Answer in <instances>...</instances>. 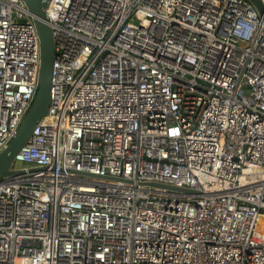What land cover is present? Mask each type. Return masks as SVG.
Here are the masks:
<instances>
[{"label": "built area", "instance_id": "obj_1", "mask_svg": "<svg viewBox=\"0 0 264 264\" xmlns=\"http://www.w3.org/2000/svg\"><path fill=\"white\" fill-rule=\"evenodd\" d=\"M34 19L0 0V155L39 89ZM44 22L51 104L0 177V264H264V14L50 0Z\"/></svg>", "mask_w": 264, "mask_h": 264}, {"label": "water", "instance_id": "obj_2", "mask_svg": "<svg viewBox=\"0 0 264 264\" xmlns=\"http://www.w3.org/2000/svg\"><path fill=\"white\" fill-rule=\"evenodd\" d=\"M249 1L257 7L261 15L264 14L261 0ZM23 2L28 11L35 17L34 22L41 42L39 89L33 105L24 118L17 135L0 155V177H7L17 173L11 170L15 157L28 143L41 119L48 115L51 104V80L55 58V41L51 28L44 22L46 19V9L50 0H23ZM175 190L191 193L186 190Z\"/></svg>", "mask_w": 264, "mask_h": 264}, {"label": "bare ground", "instance_id": "obj_3", "mask_svg": "<svg viewBox=\"0 0 264 264\" xmlns=\"http://www.w3.org/2000/svg\"><path fill=\"white\" fill-rule=\"evenodd\" d=\"M12 166H13V165H12ZM263 238H264V232L260 233L259 236H258V239H259L260 241H262Z\"/></svg>", "mask_w": 264, "mask_h": 264}, {"label": "rangeland", "instance_id": "obj_4", "mask_svg": "<svg viewBox=\"0 0 264 264\" xmlns=\"http://www.w3.org/2000/svg\"><path fill=\"white\" fill-rule=\"evenodd\" d=\"M15 166L18 168V167H21L22 165L18 163V164H15Z\"/></svg>", "mask_w": 264, "mask_h": 264}]
</instances>
